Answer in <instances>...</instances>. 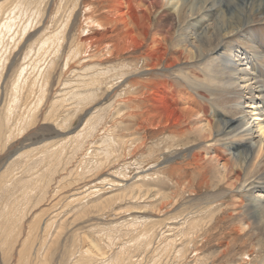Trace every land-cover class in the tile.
<instances>
[{
	"label": "rangeland",
	"instance_id": "1",
	"mask_svg": "<svg viewBox=\"0 0 264 264\" xmlns=\"http://www.w3.org/2000/svg\"><path fill=\"white\" fill-rule=\"evenodd\" d=\"M59 2L0 0V22L10 28L0 38V264L28 257L30 264H240L239 253L256 238L225 239L228 223L217 221L195 240L185 233L192 221L217 215L219 198L183 167L175 152L183 147L166 150V135L150 131L143 146L134 117H120L137 110V101L124 98L122 87L102 100L104 87L90 90L84 81L94 72L91 60L66 63L83 6L59 53L55 45L39 51L59 23ZM91 92L93 101L82 100ZM109 143L112 154L101 163ZM175 164L182 170L170 174ZM172 190L176 199L168 201ZM224 239L232 253L217 256Z\"/></svg>",
	"mask_w": 264,
	"mask_h": 264
},
{
	"label": "bare ground",
	"instance_id": "2",
	"mask_svg": "<svg viewBox=\"0 0 264 264\" xmlns=\"http://www.w3.org/2000/svg\"><path fill=\"white\" fill-rule=\"evenodd\" d=\"M82 6L84 20L66 63L91 60L88 67L94 72L84 81L90 90L104 87L102 100L124 88V98L136 100L138 109L120 117H134L143 146L149 131L165 134L166 150L183 147L175 151L184 157L183 167L198 175L200 187L212 185L217 193V215L192 221L186 235L195 240L213 222L228 223L225 239L256 238L251 249L239 250L240 264H264V0H60L59 23L39 51L44 54L55 45L59 53ZM42 7L36 12H43ZM9 30L0 22V38ZM93 93L82 100L93 101ZM106 146L101 163L112 154L110 143ZM169 170L173 174L182 166ZM176 191L168 193V201L176 199ZM225 239L217 256L232 253ZM91 248L100 252L95 244ZM28 259L17 264H30Z\"/></svg>",
	"mask_w": 264,
	"mask_h": 264
}]
</instances>
